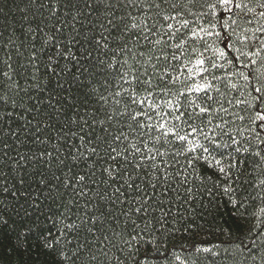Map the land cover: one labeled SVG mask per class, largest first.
<instances>
[{
	"label": "trees",
	"instance_id": "1",
	"mask_svg": "<svg viewBox=\"0 0 264 264\" xmlns=\"http://www.w3.org/2000/svg\"><path fill=\"white\" fill-rule=\"evenodd\" d=\"M262 5L0 0V112L12 113L11 121L7 115L0 121V156L8 153L0 166V215L7 220L0 224V264H264V127L254 119L257 111L264 114V104L254 100L261 96L256 88L264 91ZM193 85L207 87L188 92ZM197 105L209 111L195 115ZM160 123L180 125L181 134L191 133L188 124L197 127L191 143L170 135L161 148L173 176L168 191L159 188L140 213L131 210L140 201L100 199L97 193L111 196L113 188L102 183L99 157L89 158L92 168L72 160L78 136L92 140L88 146L101 156L109 144L128 148L135 163L140 154L133 159L131 145L146 153L143 144L157 143L149 137L163 132ZM20 155L26 159L14 165ZM85 172L82 188L73 177Z\"/></svg>",
	"mask_w": 264,
	"mask_h": 264
},
{
	"label": "snow or ice",
	"instance_id": "2",
	"mask_svg": "<svg viewBox=\"0 0 264 264\" xmlns=\"http://www.w3.org/2000/svg\"><path fill=\"white\" fill-rule=\"evenodd\" d=\"M33 2H35V0H33ZM225 2H227V0H225ZM98 3H104V0H98ZM41 7H43V5H41ZM85 7H89V4L86 3ZM157 7H159V5H157ZM262 7H264V5H262ZM164 19L167 20L168 17L165 16ZM109 23L111 24V21H109ZM185 26H186V22H185ZM131 27L137 28L139 27V25L133 23ZM168 28L171 29L172 25L169 24ZM157 43H159V41H157ZM97 44L99 45L100 41H97ZM103 47L107 48L108 47L107 43H104ZM176 47L178 48L180 46L177 45ZM121 51H123V49H121ZM57 55H64V53L58 52ZM68 55H71V53H68ZM173 59H178V57L173 56ZM197 64L202 65L203 61L202 60L197 61ZM109 67H111V64L109 65ZM189 71L191 73L192 70L190 69ZM4 75L7 76L8 73L5 72ZM245 79H247V77H245ZM141 83L151 85V80H145ZM206 87L207 85H193L191 88H188L187 91L188 92H192V91L200 92ZM255 91L257 93H261V96L254 97V100H260V102L264 104V98H262L264 97V91H262L261 88H256ZM149 95H151V93H149ZM208 99H211V98L209 97ZM117 103H119V101H117ZM133 103H136V101L134 100ZM140 103H144V101H140ZM167 103L169 107H172V101H168ZM177 107H179L178 102H177ZM196 107L199 108V113H196L195 115L207 113L209 111V108L207 107H200L199 105H197ZM28 111L30 112L31 109H28ZM5 115H7V117L9 118V121H11L12 113L6 114L3 112H0V121L4 120ZM137 115H141V113H137ZM183 115L184 113H180L179 115H176L174 119L176 121H180ZM109 119H111V117H109ZM132 119H135V116H133ZM148 119L150 120L151 117L149 116ZM188 119H192V116L189 115ZM240 119H243V117H240ZM254 119L259 120L261 122L260 125H258V127H264V114L257 111ZM184 123L187 124V121H184ZM28 124H31V121H28L26 124H23V125H18L17 129L11 131L10 134L13 136H16L17 131L27 128ZM187 126L191 128V133L181 134L183 129L180 127V125L166 127L164 123H160L158 127L160 129H163V132L160 135L155 136L154 138L149 137L150 140L154 139L157 142L151 148L148 147L147 143L143 144V147L147 149L146 153L142 150L141 147H138L135 143L131 145V149L133 150L131 152V155L133 156V159H135L136 154H140L139 160L136 161L135 163L129 160L128 148H125L123 151H117V148L111 147L110 144H109V147L104 148V156H101L100 153L97 151L96 146H91V147L88 146V145H93L94 142L90 139L85 141V136L83 135L78 136L79 140L81 141V144L77 146L76 154L72 155L71 158L73 161H76L77 163H83L86 167L92 168L94 167L95 162L90 164L89 158L91 156L99 157L100 165L102 168V173L106 177V179H104L102 183L110 185L113 188V192L111 196H108L106 190L103 195H100V193H97V195H99L100 199L102 200L105 198L111 200L113 204L123 203L125 201H127L129 204H133L135 202L140 201L142 203H140L139 207H135L134 209H131L132 211L136 213H140L142 211H147V208L151 206L148 203V201L151 200L153 197H156L159 195V192H158L159 188H163L165 192L168 191V188L165 187V185L169 184V181L173 178V176H172V173L167 170L168 161L164 159V157L168 156V152L161 151V148H163L165 144L171 143V140L168 139L170 135L174 136L175 140L191 143V141L189 140V135L196 133L197 127H192L190 124H188ZM217 127L219 126L217 125ZM35 131L36 132L40 131L38 124L36 126ZM81 131H83V129H81ZM72 135L77 136L78 134L73 132ZM37 139L39 138L37 137ZM120 139H121V136L113 137V140L115 141H119ZM205 139H209V138L205 136ZM96 140L102 141L105 144L108 143V140L103 137H96ZM161 141H163V143H160ZM211 143L215 144L216 141L211 140ZM233 143H235V141H233ZM261 143H264V140H262ZM218 146L226 147V145H218ZM3 147L9 148V145L5 143ZM80 148H84L85 151H80L79 150ZM200 148L203 152H206V153L209 152L208 147H204L203 145H201ZM184 151L186 152L195 151V146L191 148H186L184 149ZM180 154L181 153L177 150L176 155H180ZM45 155L51 156V153H44V152L40 153L41 157ZM256 155L259 156L260 153L257 152ZM7 156H8L7 152H4L3 155L0 156V166L4 165L5 163L4 158ZM157 156L161 157L160 162H157L156 160ZM118 157L123 158L122 162L121 160H118ZM25 159H26L25 156L20 155L18 160L13 161V164L19 165ZM261 159H264V156H262ZM189 163H191V161H189ZM217 163H219V161H217ZM59 164L63 165L64 161L63 160L59 161ZM162 164L165 166L164 168L161 167ZM71 171L72 169L69 168V172ZM220 172L223 173L224 169L221 168ZM88 175H89L88 172H85L83 175L77 174L75 177H73V179L76 181V184L80 185L83 188L84 182L86 181V177ZM91 175H95V172L93 171ZM176 175L179 176V173H176ZM0 176H3L2 172H0ZM38 179H39L40 184L47 185V180L45 178L40 176L38 177ZM55 179L59 180L60 177H55ZM65 182L66 183L68 182L67 179ZM18 183L20 185H24L26 183V179L22 176L18 177ZM262 183H264V181H262ZM117 184L119 186H116ZM3 191L8 192L9 188L4 187ZM17 191H19V189H17ZM189 191L191 190L189 189ZM225 191L227 192L229 191V189L226 188ZM80 195L83 196L84 192L81 191ZM33 203L35 202L33 201ZM261 211L264 212V209H261ZM165 215H167V213H165ZM0 224H5V225L7 224V220L4 219L3 215H0ZM67 227L72 228L73 225H67ZM45 246L51 247V245L47 243L45 244ZM205 251H208V250L205 249ZM60 254L63 255L62 252ZM252 258L255 259L254 256ZM136 264H140L139 260L136 261Z\"/></svg>",
	"mask_w": 264,
	"mask_h": 264
}]
</instances>
